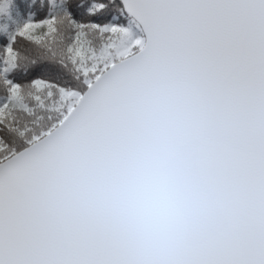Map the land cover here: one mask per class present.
<instances>
[{"label": "snow or ice", "instance_id": "1", "mask_svg": "<svg viewBox=\"0 0 264 264\" xmlns=\"http://www.w3.org/2000/svg\"><path fill=\"white\" fill-rule=\"evenodd\" d=\"M0 264H264V0H0Z\"/></svg>", "mask_w": 264, "mask_h": 264}]
</instances>
